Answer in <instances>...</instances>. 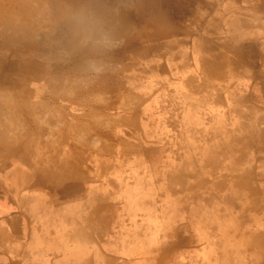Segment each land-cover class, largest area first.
I'll list each match as a JSON object with an SVG mask.
<instances>
[{
	"label": "rangeland",
	"instance_id": "374dc122",
	"mask_svg": "<svg viewBox=\"0 0 264 264\" xmlns=\"http://www.w3.org/2000/svg\"><path fill=\"white\" fill-rule=\"evenodd\" d=\"M85 12L110 46L84 42ZM261 174L264 0H0V177L98 176L126 219L145 195L170 228L159 264H206L207 244L211 264H264Z\"/></svg>",
	"mask_w": 264,
	"mask_h": 264
},
{
	"label": "crops",
	"instance_id": "0c3cea01",
	"mask_svg": "<svg viewBox=\"0 0 264 264\" xmlns=\"http://www.w3.org/2000/svg\"><path fill=\"white\" fill-rule=\"evenodd\" d=\"M24 179L0 177V264H159V247L162 250L166 242L160 234L170 228L166 229L164 212L153 216L140 207L145 195L131 198L130 210H140L135 218L126 219L119 217V206L129 204L122 202L126 195L98 176L71 181L65 177L62 188L21 186ZM259 179L254 180L256 195L264 191V174ZM234 182L244 184L240 178ZM253 201L256 239L264 233V221L258 220L264 208L259 198ZM193 230L199 231L197 226ZM179 242L175 240L176 246ZM207 250L206 264H211Z\"/></svg>",
	"mask_w": 264,
	"mask_h": 264
},
{
	"label": "clouds",
	"instance_id": "9594fccd",
	"mask_svg": "<svg viewBox=\"0 0 264 264\" xmlns=\"http://www.w3.org/2000/svg\"><path fill=\"white\" fill-rule=\"evenodd\" d=\"M74 23L82 30L85 43H93L97 47H108L111 45L112 40L109 34L98 25H95L86 12L78 15L74 19Z\"/></svg>",
	"mask_w": 264,
	"mask_h": 264
},
{
	"label": "bare ground",
	"instance_id": "6f19581e",
	"mask_svg": "<svg viewBox=\"0 0 264 264\" xmlns=\"http://www.w3.org/2000/svg\"><path fill=\"white\" fill-rule=\"evenodd\" d=\"M149 11V10H148ZM94 142V141H93Z\"/></svg>",
	"mask_w": 264,
	"mask_h": 264
}]
</instances>
